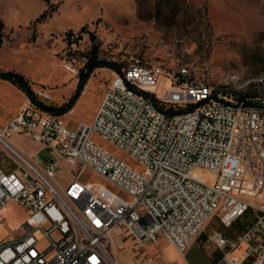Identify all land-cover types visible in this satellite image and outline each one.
Wrapping results in <instances>:
<instances>
[{"label": "built area", "instance_id": "obj_1", "mask_svg": "<svg viewBox=\"0 0 264 264\" xmlns=\"http://www.w3.org/2000/svg\"><path fill=\"white\" fill-rule=\"evenodd\" d=\"M166 78L137 60L114 70L92 125L72 129L64 115L31 100L0 125V264H123L115 247L121 231L143 245L166 237L184 255L213 215L220 212L231 226L257 207L252 199L264 192V73L217 87ZM94 133L142 168L96 143ZM15 136L40 144L47 158L28 155ZM64 161L76 166L68 182ZM86 169L106 182L83 181ZM12 201L28 216L9 230L4 212ZM258 208L237 239L210 235L224 264H264V206Z\"/></svg>", "mask_w": 264, "mask_h": 264}, {"label": "rangeland", "instance_id": "obj_2", "mask_svg": "<svg viewBox=\"0 0 264 264\" xmlns=\"http://www.w3.org/2000/svg\"><path fill=\"white\" fill-rule=\"evenodd\" d=\"M47 9L51 15L37 21ZM0 21V69L24 73L39 97L52 105L68 102L75 95L85 55L92 47L89 32L100 43L102 59L122 66L141 60L161 68L167 83L194 80L217 87L231 77H239L240 84L264 73V0H0ZM83 27L87 30L80 38ZM70 30L76 33L72 45L66 39ZM113 78L111 68H97L92 73L74 108L65 113L72 129L93 124ZM27 102L20 89L0 81L1 118ZM92 138L131 166L142 168L109 139L98 133ZM14 142L28 155L47 158L48 151L37 142L20 136ZM62 164V181L68 182L76 174V166ZM200 175L212 180L210 175ZM82 180L106 182L91 169L82 173ZM252 202L257 207L251 210L260 213L264 192ZM4 215L10 230L28 213L12 201ZM115 247L123 264H184L186 258L166 237L143 245L121 231Z\"/></svg>", "mask_w": 264, "mask_h": 264}, {"label": "trees", "instance_id": "obj_3", "mask_svg": "<svg viewBox=\"0 0 264 264\" xmlns=\"http://www.w3.org/2000/svg\"><path fill=\"white\" fill-rule=\"evenodd\" d=\"M47 2H49V0H47ZM50 15H51V11L47 9L42 15H40L37 21H44ZM2 27H3V22L0 21V31ZM86 30H87L86 27H83L80 30L79 32L80 38H82V33ZM89 33L91 35L92 47L91 50L85 55L87 61L79 75V82L74 92L75 95L68 102H65L61 105L47 104L39 97L38 93L33 88L29 78L24 73L17 71L15 69H9V70L0 69V79L11 82L13 85L17 86L20 90H22L28 96L29 100L42 106L48 111L54 114L68 113L74 108L77 99L80 96V94L83 93L90 76L97 68H111L119 71L122 68L121 63L108 61L100 57V43L98 42L97 37L94 33L92 32ZM75 34L76 33H74V31L72 30L68 31L66 34V39L70 45H72L75 41L72 39V37L75 36ZM2 44H3V38L0 33V48L2 47ZM172 109L177 110L178 108L172 107Z\"/></svg>", "mask_w": 264, "mask_h": 264}, {"label": "crops", "instance_id": "obj_4", "mask_svg": "<svg viewBox=\"0 0 264 264\" xmlns=\"http://www.w3.org/2000/svg\"><path fill=\"white\" fill-rule=\"evenodd\" d=\"M5 70H9V69H5ZM0 81L9 82L6 80H1V79H0ZM9 83H11V82H9ZM26 98L29 101V98L27 95H26ZM21 109L22 108L19 107V109L17 108L15 110L10 111L9 112L10 114L8 115L10 117L9 120H6V117H8V116H5V118H1L2 114H0V121H3V122L6 121L3 124L8 123L10 120H12L19 113V111ZM59 115L65 116V114H59ZM251 211H252V213H251ZM251 211L248 212V215H247V217L244 218V220H241V222H240L241 224L235 225L236 222L239 219H241V218H239L236 221H234V223L231 226H225L221 223V221H220L221 213L220 212L218 214L213 215L207 221L203 230L199 233V235H197V237L195 238V241L190 245V247L187 249L186 253L184 254V257H186L184 264H224L222 262L223 251L221 249H219L211 241L210 235L212 234L213 231L217 230V231L222 232L225 236H227L230 239H237L256 220L259 212L257 210H254V211L251 210ZM235 251L236 252H242V248H238ZM250 260L251 259L246 260L243 264H249Z\"/></svg>", "mask_w": 264, "mask_h": 264}]
</instances>
